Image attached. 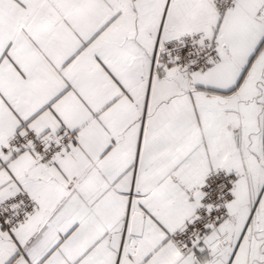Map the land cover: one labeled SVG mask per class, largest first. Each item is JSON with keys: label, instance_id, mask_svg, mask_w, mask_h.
<instances>
[{"label": "snow or ice", "instance_id": "obj_1", "mask_svg": "<svg viewBox=\"0 0 264 264\" xmlns=\"http://www.w3.org/2000/svg\"><path fill=\"white\" fill-rule=\"evenodd\" d=\"M0 264H264V0H0Z\"/></svg>", "mask_w": 264, "mask_h": 264}]
</instances>
